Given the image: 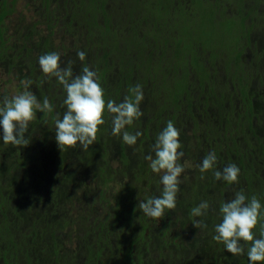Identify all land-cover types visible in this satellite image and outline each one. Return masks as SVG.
Wrapping results in <instances>:
<instances>
[{"label": "trees", "instance_id": "16d2710c", "mask_svg": "<svg viewBox=\"0 0 264 264\" xmlns=\"http://www.w3.org/2000/svg\"><path fill=\"white\" fill-rule=\"evenodd\" d=\"M62 4L51 0H43L41 9H43L44 14L54 15L56 5H58L57 13L65 11L64 18L68 17L71 21L65 34L72 39V47L76 48V44L82 42L87 48L92 49L95 47L98 52H102L100 59L101 62L103 61L102 68L98 69L99 64L94 68L97 67L98 83L104 90L105 103L109 99L117 103L122 102L125 96L130 95L129 89L136 84H140L142 91H146H143V95H146L151 106H158L163 111L174 108L177 115L184 116L178 119L187 121L189 118L185 115L195 110L198 111L200 109L199 105L205 102V98L223 99L228 100V102L234 100L240 105L243 100H250L255 94L252 91L250 93L252 96L246 94L247 91L244 86H240L242 82H245L246 86L251 81L259 83L258 81L262 80L264 82L262 72L264 67L262 62L259 61V56H264V39L260 42H252L251 40L252 30L262 28L264 30V0H248L245 15L243 14V7L240 8V3L236 7V12L231 14L228 7L223 5L222 0H63ZM260 4L262 5V14L259 16L255 11V6L257 9ZM51 5L53 6L52 10L49 9ZM13 11V4H7L6 7L0 9V62L5 63L8 70L15 69L19 74L23 73L20 76V81L31 79L34 89L31 84L29 87L32 88L29 90L37 96L41 103L47 97L53 105L51 113L37 112L36 119L29 123V132L25 133L26 138L30 140L29 144L38 143L35 147L39 148L40 152L44 154L51 146L50 142L47 143L49 141L48 135H51L54 153L61 154L65 151L71 154L74 150L76 160L79 159L81 162L80 166L85 164L95 166L97 171L101 173L105 167H109L106 164V148L110 143L108 140L101 142L100 134H97L96 141L89 146L88 150H83L79 144L72 148H59L55 139V120L57 114L62 118L66 111V106L63 104L66 93L54 77L45 76L38 63L40 56L54 52V50L47 38H40L38 42L31 44V47H28V44L14 47L7 46L6 41L3 40L5 39L3 35L6 30L4 20ZM175 12L177 16L183 14L185 19L187 17L189 19H183L182 23L176 20V24L170 25V29H175L177 32L169 30V33H167L168 30L164 29L167 26H161L168 22V16L174 15ZM63 16L56 20L55 16L47 18L46 23L43 22L46 24L49 34H51L52 29L61 31L62 27H65L66 22L63 20ZM260 17L263 22H260ZM247 18H250L249 28L245 24ZM148 20L154 22L152 28L143 29L145 28L143 23ZM34 24L37 25L40 22ZM181 26H183L182 30ZM209 31H212L211 33L216 36V39L209 40L207 38ZM183 42H187L185 47L182 44ZM110 56L113 57L112 60H110ZM69 61L73 62L74 74H80L83 67L87 66L85 61L79 60L77 54L68 55L67 51L62 52V56H60L61 67H66ZM235 72L240 73L235 77L226 75V73L232 74ZM258 74H261V77ZM147 92L148 94H146ZM253 106L257 105L253 104ZM249 107L251 106L249 105ZM253 110L255 111H252L250 115L252 119H256L260 109L258 110L255 107ZM47 118L49 121H47ZM104 120L105 123L99 126V133L105 132L107 127L112 129L111 116L107 110L104 113ZM151 120L147 119V121ZM257 121H261V119L256 120V127H258ZM48 122L50 128L47 126ZM40 123L46 125L42 138H29L30 134L39 133V131L42 133V128L36 126ZM145 123L146 120L141 117L135 120L132 125L126 126V130L133 133L134 130L140 129ZM252 123L248 124L250 128H252ZM178 124L179 122H176V128ZM38 127L39 129H37ZM141 129L143 133L137 139L139 146L144 140L146 141L145 137H147L145 129ZM120 137L117 136L116 139L112 140L115 141ZM203 139L202 136L197 138L199 142ZM255 143V140L248 143L254 151H251L252 157H250V160L245 162V166L243 165L245 168H242V164L238 162L236 165L241 174L247 172V178L253 179L257 185L261 182L264 185V148L262 145L260 148L255 146ZM113 145L116 149L115 154H117V151L119 153V161L123 163L125 168H129L132 164L127 149H130L131 146L124 143L125 147L121 145L116 148L115 144ZM2 147H5V149L2 152L0 149V156L6 149H11L17 159L18 154H21L25 149L20 147L17 150L11 144H3ZM226 150L225 148L221 156L222 158L226 157L228 164H232L231 160L228 161ZM187 155H189L188 152H186ZM27 157H31L29 153L22 158ZM192 157L198 161L199 165L204 159L200 158L197 152H193ZM23 159L20 167L27 164V161ZM60 162V160L53 159L51 163L54 165L53 167H57ZM30 165H34V167L27 166L28 171L25 174L28 179L31 172L35 171L41 180L39 184L31 185L28 190L27 198L32 206L37 199L43 202L41 195L44 192L42 190L44 179H41L43 173L40 165L37 163H31ZM226 165L216 164L215 167L222 170ZM139 166L140 168H136L137 171L134 170L136 178L144 177L143 169L147 167L142 164H139ZM261 172L263 174L260 175ZM196 173L201 175L199 169ZM210 173L209 171L204 173L203 182H199L197 176L196 181L191 182L185 190L181 191V197L177 198L176 209L182 212L180 213L183 217L181 218L182 223L193 226L192 222L195 218L191 216V209L201 201H209L211 205L209 210H214V208L218 210L220 203L227 201L231 192H228L225 198H218L217 191L223 192L227 186H229L230 191L235 190L233 187L241 184L242 179L239 174L238 183L229 184L223 180L217 181L213 176L208 184L204 186L205 180H209L212 176ZM0 175L3 176L2 171ZM64 176V174L60 176L62 185L65 184L66 180ZM15 177L17 176L14 175L13 178ZM16 179L14 180L15 185ZM45 179L51 184L53 180H57V176L46 174ZM245 188L244 192L249 200L255 195L264 205V192H255L249 187ZM17 189L20 195L23 196L24 193L20 192V188L17 187ZM262 189L264 191V187ZM4 191L5 187L0 186V205L7 202V195L4 194ZM51 191V194L46 195L45 201H49L48 203L46 201V207L51 206L52 209H46L42 215L37 217L35 215H22L19 219L21 222L12 221L13 223H8L7 228H1L0 243L3 245H0V264H57L55 259L60 253L62 244L59 241H52V245H50L46 239L43 240V234L38 233V230L48 225L46 224L48 221L51 226H54V223L55 227L59 225V230L67 226L72 227L77 222H79L78 226H84L83 218L78 217L79 220H74L64 211L63 200L66 197L68 202L66 191L61 186H56ZM15 197V195H11L12 199ZM198 219L208 221L205 217H198ZM23 220H25V223ZM211 222L214 224L213 226L216 225L215 220ZM132 226L126 229V235H124V232L121 233L120 229L115 228L117 236L112 238L115 241H107V238V240L102 238L98 243L93 240L94 232L91 235L89 232H79L80 264H143L144 262L151 264H250L248 263L247 251L243 260H240L242 255H239L236 258L237 260H233V255L227 252L225 248L218 250L216 253H209L207 248L206 251H203L205 245H207L206 238L205 243L202 241L204 247H201L198 242H193L190 245L186 244L187 246L181 245V250L178 252V248L176 249V245L173 244L168 254L163 256V251L167 248L164 247L165 242L162 239L157 240L151 237L150 234L142 237L143 231H135ZM191 229L194 233L195 229ZM253 231L258 237L259 225ZM126 238H129V245L123 242ZM248 245L250 246V242H248ZM155 250L157 252L156 259L151 256V252ZM176 251L178 252L177 255ZM256 264H264V261L256 262Z\"/></svg>", "mask_w": 264, "mask_h": 264}, {"label": "rangeland", "instance_id": "374dc122", "mask_svg": "<svg viewBox=\"0 0 264 264\" xmlns=\"http://www.w3.org/2000/svg\"><path fill=\"white\" fill-rule=\"evenodd\" d=\"M9 2H10V0H7V3H9ZM152 3L154 4V2H152ZM187 4H189V2H187ZM14 8H15L14 13L8 19H6L4 21V25L6 27V30H5V34L3 35V38H5L7 46L13 45V47L21 45L20 39L23 37V34L25 33V30L22 27H19V21L21 20L20 21L21 25L28 26L30 24L29 21L33 22V21L38 19L37 14L35 13V9H34L33 5L29 2V0H16ZM171 11H174V10H171ZM168 17H169L170 21L164 23L161 27H164L167 25L172 26V25L176 24L175 20L179 21V23H182V20L185 19V16H183V14H179V16H177L176 12L174 15H170ZM174 17H175V20H174ZM188 19H189V17H187L185 20H188ZM143 24L145 25V28H143V29H149V28H152L154 22L152 20H148L146 23H143ZM168 29L171 32L172 31L177 32V30L170 29V27ZM182 29H183V26H181V30ZM38 30L40 31V33L37 32V34L35 36H33V41H32L33 43L38 42L40 38L47 35V33L45 31V27L43 25H38ZM55 30L56 31L51 36V46H52V49L54 50V52H57L60 54V56H62V51H61V49H59L60 44L67 47L68 55L77 54V52H80V51L84 52V50H86V52H84L86 54L84 61L87 63V66L90 68V70H94L96 72L97 67H98V69L100 67L102 68L103 61L102 62L100 61V59L102 57V52H98L95 49V47H93L92 49H89L82 42L81 43L78 42L76 44V48L72 47L71 38L67 37V35L63 34L61 31L58 32L57 29H55ZM169 30L167 31V33H169ZM209 32L210 33H209L207 38L209 40L216 39V36L213 33H211L212 31H209ZM186 43L187 42L182 43L184 47H185ZM74 45H75V43H74ZM77 48H79V49H77ZM111 58H113V57L110 56V60H112ZM96 65H98V66L96 68H94ZM21 75H23V73L19 74L17 71H15V69L8 70L5 63L0 62V101H2L5 96L11 97L12 95L23 91V87L20 84V76ZM32 87L34 89L33 84H32ZM32 87H29V89H31ZM216 101L218 103L217 99H216ZM229 103H230V106H229V109L226 111L227 113H219V115H217L216 117H213V118L206 116L203 113L204 109L202 107H200V109L197 112L193 111L192 113L186 114L185 117L189 118L193 125L196 124L197 128H201V129L209 131V136L207 138V141H210L212 139L217 138L219 132H221V130H222L220 127H218L217 125L214 124L217 121L218 117L220 116V118L221 117L225 118V116L228 113H230L232 111H237L236 109L239 107V103L234 102V100L230 101ZM233 113L235 114L236 112H233ZM229 115H231V114H229ZM179 117H184V116H181L180 114H178V115L176 114V120ZM47 121H49L48 118H47ZM181 121H184V119H181ZM199 121H201V125L198 124ZM37 124H36V126H39L42 128V132L46 130L45 129L46 125L41 124V123L39 125H37ZM47 126H48V128H50L49 122L47 123ZM39 127L37 129H39ZM141 128H144V127L142 126ZM141 128L134 130L133 134L136 131L143 133V130ZM190 128H191V123H187L186 121L181 122L180 125H177V129L180 130V136H179L180 143L182 144L183 138H184V140H185V138H190V140L188 142L184 143V145L182 144V149H180V151H183L184 156L181 158L179 163H181L185 167V172L182 173V175L180 177L182 183L180 184V192L178 193L177 198L181 197V195H182L181 191L185 190L186 187L191 182L196 181L197 176L199 178L198 179L199 182H203L204 178L201 179V176L202 175H203V177L205 176L204 173L201 175L196 173L199 169L198 168L199 163L196 159H194L192 157V153L197 152L199 154L200 158H204L206 155L202 149H199V146H198L197 142L195 141V136L190 131ZM148 130L152 131L153 129L150 130L148 128ZM162 130L163 129H160L159 131H162ZM159 133L160 132H157V133L153 132V133L149 134V136L145 137V139L148 141L149 145L152 146L154 144L155 139ZM97 134H100L99 137H100L101 142L108 140V142L110 143V145H108V147L106 148V151H107L106 164L109 167H107V168L105 167L101 173L99 171H97L96 169L91 170L90 168H88L86 166H79L78 163L76 162L74 155H73L74 154L73 151L71 154L63 151L62 154H64L65 159L60 160L58 154L54 153V151L52 150L53 142L51 140L52 139L51 135H48L49 141H47L48 144L50 142L51 146H49L48 151L44 154H42L40 152L39 148L35 147V145H36L35 142H34L35 143L34 146L33 145L24 146L23 148H25V149L21 152V156L23 157L29 153V155L31 157H27L25 159L22 158L23 160L27 161V164L23 167H20V168L18 165L15 164L16 169L13 170V172L11 173V175L18 176L17 180L20 179V182L17 181L18 186H19L20 190L24 194L27 195L28 190L31 187V185L35 186V185L39 184V182L41 181L39 179L38 173L35 171L31 172L29 179H28L27 175L25 174V172L28 171L27 166H31L30 165L31 163L32 164L37 163L42 168L43 178H41V179H44L43 180L44 183L42 186V190L44 192L41 195L43 198V201H45L46 195L48 196V194L52 193L51 190H53L56 186H61L66 191V193L68 195V202L66 201L67 197L63 200V207H64V211H66V214H69L71 216V218H73L74 220H79L78 217L84 219L83 220L84 226H78L79 222H77L74 225H72V227L67 226V227L63 228L62 230L58 229L59 225L56 227V233H57L56 237L62 242L60 253H59V255H57V257L55 259L57 261V264H80L81 256L79 257V255L81 254V252L79 253V249H81V247L79 246L80 245V239L78 237L79 231H80V233H83L84 231L89 232L91 235L93 232H95L96 228L92 226L90 221H92V219H95V218L100 219L101 218L100 214H105V212H108L109 209L111 207H113L111 205L112 199H115L117 201V204L119 203L122 207H125L127 205V203L130 201V195L131 194L129 195V192H128L129 190L132 192V194L134 196H136L137 193H140V191H139L140 183H137L134 181V178L136 177V176H134V170H136V168H140L139 164H142L143 166L145 165L147 167H145L143 169L144 177H137L138 182L143 181L142 185L147 188L146 190H148V186L154 187V183H156V185L159 187L160 194L162 191V185L160 183V174L153 173L149 167L150 162L145 160V158H144L147 154L150 153V148H151V147L147 146L146 141L142 142L140 144V146L136 143L135 145L131 146L130 149H127L128 150L127 154H128V157H130V162L132 165L129 168L128 167L125 168L123 166V163L121 161H119L118 151H117V154H118V156H117V154H115L116 149L113 147L114 146L113 144H115L116 148H119L121 145H124L122 137L118 138L115 141L112 140V139H116L117 136L112 135V129L110 127H107L105 132H103V133L97 132ZM245 134H247V133H245ZM42 135H43V133H41L39 131V133H36V134L34 133L32 135L30 134L29 138L38 139V138H41ZM0 136H2V131H0ZM240 136L241 135H238V138L242 143L240 145L234 144L230 148L227 149L226 152H227L228 158L230 155H235V156L240 157L241 154H245V153L250 155L249 158L252 157V154L250 152L254 151V150H253L252 146L250 144H248L252 140L253 141L255 140V142H256L255 146H258V144L260 146L262 145L263 138H261L259 135L254 136V137L252 135H247L248 138L244 141V143H243L242 137H240ZM0 141L3 142L2 139H0ZM11 146L14 148H17V150L20 149L19 146H13V145H11ZM187 146H189L188 150H186ZM124 147H125V145H124ZM218 150H219V145H217L216 150H213V151H215V153L217 155V160L219 162L221 152H218ZM186 151H188V153H189V155H187V156H186ZM40 155H42V156L40 157ZM249 158L244 157V159H249ZM18 159L20 161H22L21 157ZM53 159L61 161L57 167L56 166L53 167L54 165L51 163ZM98 163H99V159H98ZM20 164L21 163H19V165ZM94 164H95V161H94ZM101 164H102V162H101ZM51 165H52V167H51ZM31 167H34V165H32ZM214 170H220V168L215 167L214 169L209 170V173L211 171L213 173ZM212 173H210V175H212L210 177V179L207 181L205 180L206 183L204 184V186H206L208 184V182L213 178L214 175ZM46 174H48V176L50 174H52V176L56 175L58 181L52 179L53 181L50 184L45 179ZM63 174L65 175L64 177H66V180H65V184L62 185L60 183V176ZM11 177H10V179H11ZM240 177L243 180L244 178L247 177V173L246 174L240 173ZM7 179H5V182H7ZM7 184L8 183H4L3 181L1 182L2 186L5 185V189L8 188ZM220 188H221V186H220ZM233 188L235 190L232 189L230 191L229 186H227L224 188L223 192L217 191L218 198H225V196L227 197L228 192H231L234 195V193L236 191H239L240 189L245 188V185L239 186V187L237 186V187H233ZM83 194H84V196H83ZM160 194H157V195L155 194L152 196L151 192L148 191V193L145 196L148 198V197L159 196ZM116 195H118V196H116ZM230 196H232V195L231 194L228 195V200L230 199ZM37 198H38V196H37ZM65 201H66V203H64ZM80 202H82V203H80ZM39 203H43L42 200L38 201V199H37L34 202L35 206L33 208V210H34L33 212H36V213L38 212L37 207H39V205H40ZM126 208H129V207L126 206ZM218 208H219V206H218ZM40 209H41V207H40ZM138 209H139V207H138ZM166 212L168 213V215H166ZM180 213H182V212L176 208L174 210H167L166 209L164 217H162L160 220H156V219H153L150 217H148V218L151 219L150 221H151L152 225H154L157 229H161L163 224H165L164 225L165 226L164 227L165 235L167 236V239L168 238H175L174 243L176 245V249L178 248V252H180V250H181L180 249L181 245L187 246L186 244L190 245L193 242L194 243L198 242V244L201 247H204V245L202 244V241H203V243H205V241H204L205 238L207 239L206 241L208 242V244H211L210 234L212 233V231H214V226H213L214 224L211 221L215 220L216 224L221 222V216L219 214V209L215 210V208H214V210L208 211V215L205 217L208 219V221H204L205 224L207 225V227L201 228V229H197V228L191 226L190 224L182 223L181 218H183V217L181 216ZM195 219H198V217H196ZM77 228L79 229L78 232H77ZM116 228L120 229L121 233L125 231L123 224H117ZM191 228L195 229L194 233H192ZM208 228L210 229V231H209V234L207 235V229ZM113 234L114 235L112 236V238L117 236L116 232H114ZM124 235H125V232H124ZM241 243L244 245L245 252H246L247 248L249 247L248 242L241 241ZM217 244L220 246V247H218V249L214 247L215 244L213 243V244H211L212 248L207 247V245H205L206 247L203 251H206V248H207L209 253L210 252L216 253V252H218V250H221V249L223 250V248H225V246L222 243H217ZM170 245L171 244H169L168 247ZM169 251H170V249L168 248L164 254H167ZM77 252H78V256H77ZM178 252L176 251V255ZM245 252H244V254H245ZM244 254H242L240 260H243ZM151 256L153 258L157 257L156 250L154 252H151ZM237 257L238 256H233V260H237L236 259ZM248 263H250L249 260H248Z\"/></svg>", "mask_w": 264, "mask_h": 264}, {"label": "clouds", "instance_id": "9594fccd", "mask_svg": "<svg viewBox=\"0 0 264 264\" xmlns=\"http://www.w3.org/2000/svg\"><path fill=\"white\" fill-rule=\"evenodd\" d=\"M83 51L77 52L80 61L85 60ZM38 63L46 77H54L63 87L66 97L63 104L66 106L62 118L57 114L55 120V139L59 148H72L79 144L83 150H88L97 138L99 126L105 123V110L111 116L112 135L121 136L128 146L137 143L141 132L134 134L126 130L135 120L144 113L140 104L144 99L142 86L136 84L129 89L130 95L125 96L122 102L109 99L105 103L104 90L98 83L97 73L84 66L80 74H74L72 61L66 67H61L60 54L46 53L38 58ZM33 83L31 79L20 81L23 91L5 96L0 101V131L4 144L24 147L30 143L25 133L29 130V123L36 119L37 112L53 111V105L47 97L41 103L37 96L29 90ZM43 83V82H42ZM180 130L169 120L166 127L157 135L151 151L144 158L149 161L153 173L160 174L162 191L159 196L148 197L138 201V207L144 215L160 220L165 210L176 208L177 196L180 192V177L185 167L179 163L184 156L182 144L179 140ZM154 154V155H153ZM217 155L211 151L198 165L201 174L215 168ZM240 169L234 163L228 164L222 170L213 172L217 181L223 180L229 184L238 183ZM203 175L201 179H203ZM207 200L201 201L191 209V216L206 217L210 209ZM264 205L253 195L249 200L243 189L236 191L230 200L221 202L219 214L221 222L214 226L213 240L222 243L225 250L233 256L244 254L245 247L241 243L250 242L247 248V257L250 264L264 261ZM259 224V237L253 231ZM193 227L206 228L203 219H194Z\"/></svg>", "mask_w": 264, "mask_h": 264}, {"label": "flooded vegetation", "instance_id": "af4514ba", "mask_svg": "<svg viewBox=\"0 0 264 264\" xmlns=\"http://www.w3.org/2000/svg\"><path fill=\"white\" fill-rule=\"evenodd\" d=\"M51 1L58 2V4H62V2H63V0H51ZM29 2L33 5L38 19L33 21V22L29 21L30 24L28 26L21 25L20 24L21 20L19 21V27H22L25 30L23 37L21 39L19 38L21 41L20 42L21 45L28 44L27 46L31 47V44H34L32 42L33 36H35L37 34V32L40 33V31L38 30V25H43L45 27V31L47 33V35L42 37V38H47L48 41L51 42V36L54 34V32L56 30L52 29L51 34H49V30L47 29V26L44 23H46L47 18H51V17L55 16V20H56L60 16L62 17L63 15H65V11L63 10V12L57 13L56 11H57L58 5H56V11H55L54 15H52L50 13L44 14L43 9H41L42 8L41 3L43 2V0H29ZM15 3H16V0H10L9 3H7V0H5V1L0 0V9L4 8V6L6 7L7 4H9V5L13 4V6H14ZM222 3H223V5L228 7L229 12L231 14L236 12V7H238V4L240 3V8H241V6L243 7V9H244L243 14L245 15V13H246L245 7L248 4V0H222ZM175 5H176V3H175ZM52 7L53 6L51 5L49 7V9L52 10ZM255 11H257V13L260 16L262 14L261 13L262 12V5L260 4V6L257 9L255 6ZM13 13H14V11H13ZM13 13H11L6 19H8ZM63 20H65L66 25H65V27H62L61 32L63 34H65V32L68 30V26H70L71 21L69 20L68 17L64 18V16H63ZM174 20H175V18H174ZM259 20H260V22H263L261 17ZM38 21L40 22V24L35 25L34 23H36ZM58 21H60V20H58ZM249 23H250V18H247L245 20V24H246L247 28H249ZM33 24H34V26H33ZM167 27L169 28L170 25H167ZM167 27H165L164 29L169 30ZM262 29H260V30L255 29L254 31L252 30V33H251L252 42L253 41L254 42H260L264 39V30H262ZM58 32H60V30H58ZM67 37L70 38V36H68V35H67ZM3 40H5V39H3ZM71 44H72V42H71ZM6 45H7V43H6ZM11 46H13V45H11ZM59 49H61L62 52L67 51V47H65L62 44H60ZM259 61L262 62V65L264 67V56H259ZM262 72H263V79H264V68H262ZM239 73L240 72H237V73L235 72L232 74L226 73V75L228 77H235ZM258 75H259V77H261V74H258ZM258 82L259 83L251 81L249 83V85H247V86L245 85V82H242L240 84L241 87L244 86V89L247 91L246 94H248L249 96H252L250 94L251 91H252V93H255V94L252 96V99L243 100L240 103L239 107L236 109L237 111H232V112L228 113L225 116V118L224 117L220 118V116L218 117L217 121L214 124L217 125L218 127H220L222 130H221V132H219L217 138L212 139L210 141H207V138L209 136V131L201 129V128H197L196 124L193 125L190 119L186 121L187 123H191L190 131L194 134L195 141L197 142L199 149H202L203 152L205 153V155H208L209 152L216 150L217 145H219L218 152H221V155L223 154L222 152L224 151L225 148L228 149L234 144L240 145L242 142L239 140L238 135H241L240 137H242L243 143L246 140V137L248 138L247 135H252L253 137L259 135L261 138H263L262 147L264 148V121H263L264 120V82H262V80H259ZM143 91H145V90H143ZM146 94H148V92ZM210 98H208V97L205 98V102L203 104L199 105L200 107H202L204 109L203 113L206 116L213 118V117H216L217 115H219V113H227L226 111L229 109V106H230L228 100L217 99L218 100V103H217L216 99L214 100V99H210ZM252 103L256 104L257 106H253ZM249 105L251 107H249ZM255 107L258 110L260 109V111L258 112L256 119L255 118L252 119L250 114L252 113V111H255V110H253V108H255ZM165 108H167V107H165ZM140 109L144 113L142 118H144L146 120V123L144 124L143 127L145 129V133H147V136H149V134H151L153 132L157 133L160 129H163L164 127H166V124L169 121L168 119H170L173 122L175 127H176V122H179L178 125H180V123L183 122L179 119L176 120V109H174V108L169 109L168 108V109H165V111H163V109L161 110L158 106H155V107L151 106L146 95H144L143 103L140 105ZM195 111L197 112V110H195ZM233 112H236V113L234 114ZM229 114H231V115H229ZM147 119L148 120L152 119V120L147 121ZM258 119H261V121H257L258 127H256L255 122ZM250 122H253L252 128H250L248 126V124ZM198 124H201V121H199ZM253 124H254V126H253ZM148 128L150 130H152V129L153 130L149 131ZM28 132H29V130H28ZM42 133H44V131ZM245 133H247V134H245ZM250 133H252V134H250ZM200 136H202L204 138L201 142H199L197 140V138ZM189 140H190V138H185V140L183 138L182 144L184 145V143L188 142ZM146 142H147V146L151 147V145L148 144L147 140H146ZM35 143L28 144V146H31V145L34 146ZM2 144H4V143L0 141L1 152L5 149V147H2ZM258 147L260 148L259 144H258ZM6 148H11V147H6ZM48 149H49V147H48ZM188 149H189V146L186 147V150H188ZM52 150L54 151L53 148H52ZM12 151L13 150H11V149H6L3 153H1V156H0V167H1L0 172L1 171L3 172V176L0 175V186L3 188L5 187V185H3V186L1 185L2 181L4 183H8L7 184L8 188L5 189V191H4V194L7 195V198H6L7 202L0 205V233L2 231L1 228L3 229L4 227H6V228L8 227V223H10L12 221L21 222V220H19V219H20V216H22V215H25V216L26 215H30V216L35 215V217H37L38 215H42V213L46 209L47 210L51 209V206H49L47 208L46 202L43 201V203H39L40 205H39V207H37L38 212L37 213L33 212L34 211L33 208L35 205L31 206L29 204L28 198H27L28 195H24V194H23V196L20 195V193L17 189V187H19L17 181L20 182V180L16 179V178H18V176L13 178L14 175H11V173L13 172V170L16 169V167H15L16 165H18L20 168L19 163H21V161L13 155L14 152L12 153ZM186 152H188V151H186ZM62 153L63 152H61V154H58L60 160L65 159V156ZM73 153H74V150H73ZM18 156H19L18 158H20V157L22 158L21 154H18ZM249 156L250 155H248L247 153L241 154L240 157L235 156V155H230L228 158V161L230 159L231 162H233L234 164H237V162H238V163L242 164V168H245L244 167L245 162L250 160ZM74 157H76V156L74 155ZM244 157L245 158L248 157L249 159H244ZM76 162L80 166L81 162L79 161V159L76 160ZM217 162H218V160H217ZM216 164L217 165H226V164L228 165V162L226 161V157L222 158V156H220V160ZM82 166H86V167L90 168L91 170L96 169L95 166H90L88 164H85ZM9 167H11L12 169L8 170L7 168H9ZM2 168H3V170H2ZM259 171H260V169H259ZM261 174H263V172H261L260 175ZM10 177H11V179H10ZM5 179H7V182H5ZM15 179H16V185L14 184ZM136 180H137V178L135 177L134 181L137 183H140V186H139L140 193H137L136 196H134L130 190L128 191L129 195L130 194L131 195H130V201L127 203L126 206H128L129 208H126V206L122 207L119 203L117 204V201L115 199H112L111 205L113 207H111L108 212H105V214H100L101 215L100 219H98V218L92 219L91 224H92V226H95V228H96L95 232L93 233V240L95 243H98V241L102 238H105V240L108 239L107 241H115V240H112V236L114 235L113 233L115 232V228H116L115 224L116 225L117 224H123V226L125 228V231H124L125 235L127 234L126 229L131 227V225H133L132 229H134L135 231H138V230L143 231L144 234L142 235V237L150 234L151 237L156 238L157 240L162 239L165 242L164 243L165 248L168 249L167 244L168 245L171 244L169 246V249H170L171 246L173 244H175L174 243L175 238H168L167 239V236L165 235V231H164V227H165L164 225L165 224H163L161 229H157L154 225H152V223L150 221L151 219H149L148 216L144 215L143 212L140 209H138V206H137L139 200L147 199V197L145 195L148 193V191L151 192L152 196L155 194L156 195L160 194L159 187L156 185V183H154V187L148 186V190H146L147 188L142 185L143 181L138 182V180L137 181ZM244 185H245V187L251 188L255 192H261V193L264 192L262 189V187H264L263 182H261L259 185H257L253 179H249L246 177L243 180H241V184L239 186H244ZM242 189L244 190L246 188H242ZM9 192L11 193V195H15L16 197L14 199H12ZM20 192H22V191L20 190ZM84 194H83V196H84ZM231 195L232 196H230V199H232L234 197V195L232 193H231ZM116 196H118V195H116ZM227 200H228V198H227ZM48 202L49 201L47 200V203ZM80 203H82V202H80ZM40 207H41V209H40ZM166 214H168V213L166 212ZM30 216H29V218H30ZM23 222L25 223V220H23ZM5 223H6V225H5ZM46 224H48V225H45V227H41L40 230H38V233L43 234V237H42L43 240L46 239V241H48L50 245H52V243H51L52 241H54V242L59 241V243L62 244V242L56 237L57 233H56L55 223H54V226L53 225L51 226L49 221L46 222ZM78 231H79V229L77 228V232ZM209 231H210V229L208 228L207 229V235L209 234ZM214 235H215V233H214V231H212V233L210 234L211 244L214 243L215 244L214 247L218 249V247H220V246L217 244L216 241L213 240ZM126 239L123 241L124 244L129 243V241H128L129 238H126ZM157 240H155V241L157 242ZM206 244H207V247H211V244H208V242H206ZM0 245H3V244L0 243ZM167 249H165L163 251V256L164 255L166 256L168 254V253L164 254ZM162 258L164 259V257H162ZM162 258H161V260H162ZM162 261H164V260H162ZM143 262H144V260H143ZM143 264H151V263L144 262Z\"/></svg>", "mask_w": 264, "mask_h": 264}]
</instances>
